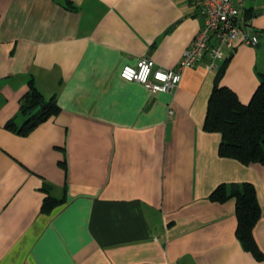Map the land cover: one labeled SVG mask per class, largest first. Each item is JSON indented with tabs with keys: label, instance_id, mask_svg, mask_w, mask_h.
<instances>
[{
	"label": "crops",
	"instance_id": "crops-1",
	"mask_svg": "<svg viewBox=\"0 0 264 264\" xmlns=\"http://www.w3.org/2000/svg\"><path fill=\"white\" fill-rule=\"evenodd\" d=\"M242 10L257 43L238 38L215 62L247 103L264 0ZM202 22L188 0H0V264H264L236 237L234 199L208 198L252 183L264 253V164L220 156V133L203 129L208 53L169 92L119 75L140 57L175 67ZM31 83L59 111L22 135L7 123L24 122ZM47 194L63 201L44 209Z\"/></svg>",
	"mask_w": 264,
	"mask_h": 264
},
{
	"label": "trees",
	"instance_id": "trees-1",
	"mask_svg": "<svg viewBox=\"0 0 264 264\" xmlns=\"http://www.w3.org/2000/svg\"><path fill=\"white\" fill-rule=\"evenodd\" d=\"M249 18L250 16L242 10L243 27L248 26ZM224 71L225 63L217 65L214 85L207 100L203 129L220 133V156L234 158L243 164H264V74L260 75L250 100L242 103L231 88L220 84ZM58 111L56 98L52 96L45 99L31 83L20 101V112L25 116L24 122L15 126L10 120L7 127L19 134H27ZM208 198L216 202L234 199L236 237L256 260L264 261V253L253 235L254 225L261 215L255 186L250 182L235 187L221 183L209 193ZM62 201L63 199H56L47 194L43 199V207L50 210Z\"/></svg>",
	"mask_w": 264,
	"mask_h": 264
},
{
	"label": "built area",
	"instance_id": "built-area-1",
	"mask_svg": "<svg viewBox=\"0 0 264 264\" xmlns=\"http://www.w3.org/2000/svg\"><path fill=\"white\" fill-rule=\"evenodd\" d=\"M188 2L199 6L203 22L182 51L177 65L164 67L155 65L153 59L140 57L134 64L121 66L119 75L122 79L140 82L151 92H169L178 86L183 70L192 66L205 52L209 55V66L216 68L215 60L222 57L224 48H232L236 39L245 44L257 43V35L242 26L243 0Z\"/></svg>",
	"mask_w": 264,
	"mask_h": 264
}]
</instances>
